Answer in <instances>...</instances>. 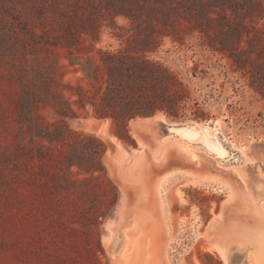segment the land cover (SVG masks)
Returning a JSON list of instances; mask_svg holds the SVG:
<instances>
[{"label": "rangeland", "instance_id": "374dc122", "mask_svg": "<svg viewBox=\"0 0 264 264\" xmlns=\"http://www.w3.org/2000/svg\"><path fill=\"white\" fill-rule=\"evenodd\" d=\"M132 8L0 0V264H232L235 248L242 264H264V98L251 85L264 83V0ZM151 27L157 49L145 57L181 82L183 116L136 118L126 136L88 103L68 105L99 52ZM46 72L55 98L21 122L25 85ZM162 123L215 128L223 155Z\"/></svg>", "mask_w": 264, "mask_h": 264}, {"label": "trees", "instance_id": "16d2710c", "mask_svg": "<svg viewBox=\"0 0 264 264\" xmlns=\"http://www.w3.org/2000/svg\"><path fill=\"white\" fill-rule=\"evenodd\" d=\"M107 0L115 15L130 16L132 7L139 6V0ZM89 33H94L91 26ZM155 27L139 44L117 51L99 52V58L93 65L89 76L84 74L85 86H78L76 99L69 102V106L80 109L88 103L99 119L109 118L116 128L128 135V123L136 118H150L162 113L167 118L177 119L183 116L185 110L184 88L177 77L167 68L153 61L145 54L154 53L157 49V38L154 36ZM88 32H82V34ZM49 72L41 74L37 88L28 82L25 85L21 122H32V109L39 102L49 98L54 99L48 88ZM252 87L264 98V83L253 77ZM56 108V105L53 104ZM68 114L57 108L58 115H69L73 111L68 107ZM191 115L194 119H204L205 114L199 104L195 102Z\"/></svg>", "mask_w": 264, "mask_h": 264}, {"label": "bare ground", "instance_id": "6f19581e", "mask_svg": "<svg viewBox=\"0 0 264 264\" xmlns=\"http://www.w3.org/2000/svg\"><path fill=\"white\" fill-rule=\"evenodd\" d=\"M169 133H176L180 138L184 140H188L189 142L198 143L209 151L215 153L216 155H223V152L219 146V141L217 138V130L215 128H210L206 125H198V124H189V125H181L176 126L172 125L169 129ZM122 240L120 237L112 245V252L114 255L121 249ZM245 250H239L235 248L234 250L228 253V258L232 264H242L245 261ZM238 253H241L239 256Z\"/></svg>", "mask_w": 264, "mask_h": 264}, {"label": "water", "instance_id": "95a60500", "mask_svg": "<svg viewBox=\"0 0 264 264\" xmlns=\"http://www.w3.org/2000/svg\"><path fill=\"white\" fill-rule=\"evenodd\" d=\"M172 125L176 126H181V125H177V124H167V123H162L161 127L163 128L164 134L167 136L169 134V129L172 127Z\"/></svg>", "mask_w": 264, "mask_h": 264}]
</instances>
